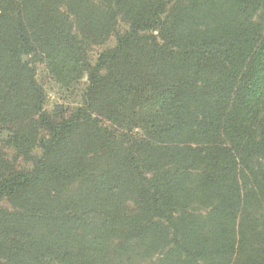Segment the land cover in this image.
Returning a JSON list of instances; mask_svg holds the SVG:
<instances>
[{"label":"trees","instance_id":"16d2710c","mask_svg":"<svg viewBox=\"0 0 264 264\" xmlns=\"http://www.w3.org/2000/svg\"><path fill=\"white\" fill-rule=\"evenodd\" d=\"M0 264H264V0H0Z\"/></svg>","mask_w":264,"mask_h":264},{"label":"rangeland","instance_id":"374dc122","mask_svg":"<svg viewBox=\"0 0 264 264\" xmlns=\"http://www.w3.org/2000/svg\"><path fill=\"white\" fill-rule=\"evenodd\" d=\"M118 26L121 31L127 29L125 24L121 22L118 23ZM115 44V39L110 38L103 46H91L88 50L89 58L92 63L95 62L98 55L107 48H111ZM36 79L42 86L44 93H45V103L44 108L49 113L55 112L58 108H74L79 103H81V93L85 88L83 82L85 81L86 77L84 78L83 82H78L70 88H63L58 85L53 78H51L45 68L42 65H37L36 68ZM2 150L5 155V158L14 164H16L19 168H28L30 167L29 162H25L23 159L18 158L15 151L7 146L2 145ZM34 155H39L40 151L36 150L33 152ZM5 203H1L2 207H5Z\"/></svg>","mask_w":264,"mask_h":264}]
</instances>
